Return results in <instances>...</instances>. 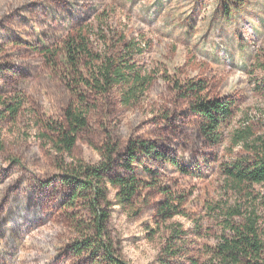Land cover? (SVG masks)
Returning <instances> with one entry per match:
<instances>
[{
    "label": "rangeland",
    "instance_id": "rangeland-1",
    "mask_svg": "<svg viewBox=\"0 0 264 264\" xmlns=\"http://www.w3.org/2000/svg\"><path fill=\"white\" fill-rule=\"evenodd\" d=\"M79 34L99 55L137 45L152 82L131 106L122 86L87 95L89 125L65 153L51 127L78 105L64 47ZM191 82L232 103L218 143L202 133ZM0 98V264H111L102 244L126 264H206L227 220L251 211L264 242V183L238 192L224 174L251 157L236 130L264 138V0H0ZM103 164L104 199L69 178ZM130 175L145 185L125 204L109 180Z\"/></svg>",
    "mask_w": 264,
    "mask_h": 264
},
{
    "label": "trees",
    "instance_id": "trees-1",
    "mask_svg": "<svg viewBox=\"0 0 264 264\" xmlns=\"http://www.w3.org/2000/svg\"><path fill=\"white\" fill-rule=\"evenodd\" d=\"M141 51L137 45L130 43L128 48L117 54H95L89 47V40L82 34L70 38L65 43L64 52L70 67L69 85L78 100V105H71L65 111L62 124L51 127L57 134L55 147L59 152L71 153L77 144L78 134L89 125L88 115L92 106L86 103L87 95L104 96L115 87L122 86L126 88L122 94V103L131 106L145 94L152 78L143 75L139 69L136 55ZM83 60H86L85 64L90 67L87 75L81 70ZM177 87L182 88L179 84ZM205 91V86L194 82L185 88V93L193 95L196 100L194 111L203 120V135L210 142L218 143L222 137L221 126L232 116V103L206 98L203 96ZM1 100L2 105H9L0 98V102ZM20 107L21 104H18L11 108V113L16 115ZM233 140L236 146L245 147L251 157L235 160L225 167L224 174L228 186L241 192L247 185L264 183V138L254 137L250 128H245L236 130ZM133 149H141L147 154L154 153V148L143 142H139ZM156 155L159 159L165 158L162 154ZM108 169L107 164H103L99 169L80 166L69 170V178L80 185L81 193L95 190L97 198L104 199L105 195L100 185L108 177ZM109 181L117 189L118 197L125 204H130L145 185L134 175L118 176L110 178ZM227 211L228 218L242 215L238 208H228ZM245 219L243 225H234L227 220L225 228L230 231V236L222 238L216 246L213 260L206 264H264V242L259 232V217L255 211H251ZM100 244L102 242H99V247ZM102 249L108 253L107 259L111 264H126L112 253L108 246L102 244Z\"/></svg>",
    "mask_w": 264,
    "mask_h": 264
}]
</instances>
